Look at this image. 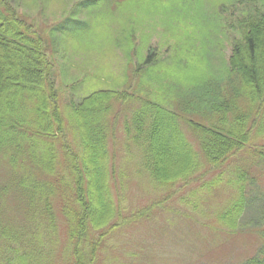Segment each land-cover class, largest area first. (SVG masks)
<instances>
[{
	"label": "trees",
	"instance_id": "obj_1",
	"mask_svg": "<svg viewBox=\"0 0 264 264\" xmlns=\"http://www.w3.org/2000/svg\"><path fill=\"white\" fill-rule=\"evenodd\" d=\"M30 1L34 8L38 3L46 8L55 1L62 4V0ZM194 1L126 0L125 4L128 10L145 8L141 16L148 9L151 15L161 10L175 15L176 7ZM109 2L77 0L66 21L51 31V37L43 38L10 0H0V167L9 172L7 178L0 175V264H52L58 256L67 264L98 263L102 242L123 222L120 201H115L123 196L119 188L114 193L121 183L116 136L123 120L120 112L135 102L139 106L123 121L128 160L134 163L129 154L137 149L139 168L166 192L202 183L212 171L219 172L202 187L210 191L228 182L238 191V198L217 215L219 228L229 236L236 234L245 213L243 174L234 182L224 181L222 172L234 155L255 141H262L259 155L264 158V10L257 7L240 21V39L233 44L226 76L231 84L238 82L239 89L222 99L211 93L209 84L200 86L206 77L196 67L190 44L183 46L185 58L172 56V66L168 63L161 70L164 66L151 47L142 59L147 40L136 42L139 31L134 25L106 30ZM83 12H87L84 20ZM194 39L187 37L191 43ZM50 42L64 50L83 47L87 53L100 54L87 57L89 64L85 58L88 66L96 65L92 72L64 75L74 85L71 100L54 81L55 65L49 55L56 56L58 49H52ZM135 53L137 65L130 62ZM176 65L192 70L187 84L206 90L201 100L214 98L206 106L216 123L194 121L167 106L161 93L173 95L175 89L168 84L171 78L179 80L170 74L159 81L155 75L174 72ZM184 124L196 141L187 136ZM23 204L30 206L31 215L20 224ZM260 219L264 240V211ZM241 264H264V243Z\"/></svg>",
	"mask_w": 264,
	"mask_h": 264
},
{
	"label": "rangeland",
	"instance_id": "obj_2",
	"mask_svg": "<svg viewBox=\"0 0 264 264\" xmlns=\"http://www.w3.org/2000/svg\"><path fill=\"white\" fill-rule=\"evenodd\" d=\"M125 1L110 0L107 4L109 10L106 12V30L134 25L133 29L137 28L139 31L136 42L140 45L143 40H147L142 45V59L151 47V53L157 55L162 62L161 66L168 63L172 66V56L186 57L183 46L187 43L196 53V67H200L206 77L204 83L193 85L200 84L204 87L207 83L211 93L222 99L229 98L235 89H239L238 82L231 84L229 78H226L228 61L235 40L240 39V21L253 10L257 11V7L264 10V0H195L192 5L189 4L191 6L182 5L183 8L179 9L176 7L175 15L165 10L151 15L148 9L142 16L145 8L137 6L128 10ZM10 2L13 9L46 38L51 37V31L58 24L66 21L77 0H62V4L55 1L49 8L44 3H38L36 8L30 7V0ZM80 18L86 19L87 12L81 13ZM136 20H140L141 24L136 23ZM187 37H195L194 42L188 41ZM50 47L58 49H55L56 56L49 55L50 61L55 65L54 81L62 94L70 98L74 85L68 83L71 78L65 81V76H77L85 72L83 70L92 72L96 65L88 66L87 62L89 64L90 60L87 57L96 56L97 51L90 50L87 53L83 47H78L80 50H64L59 44L52 43ZM132 57L130 62L137 65L139 55L135 53ZM120 66L123 64L120 63ZM174 67V72L165 71L155 75L159 81L170 74L169 77H177L179 80L170 79L168 85L174 87L173 95L161 93L167 106L194 121L209 124L213 120L212 123H216L213 112L206 106L214 98L204 97L201 100L206 90L199 87L195 89L187 84L191 80L192 70L180 65ZM161 70H166L165 66ZM137 80V77L131 78L133 85H137ZM133 104L129 109L125 107L120 112L119 119L123 120L116 136L117 170H121L118 174L121 183L117 182L114 193L119 188V193L123 196V199H115L116 202L120 201L123 222L119 229L102 242L97 264H241L256 249L263 248L264 240L260 234L263 224L260 215L264 211V158L259 155L262 141L253 142L234 155L229 161L228 169L222 172L224 181L237 182L236 177L239 174H243L245 180L246 210L236 234L229 236L219 228L217 215L222 212L227 202L238 198V191L233 185L228 186V182H223L210 191L202 187L206 180H211L219 172L212 171L202 183L191 182L185 188L179 185L166 192L155 186L139 168L140 157L137 149L129 154L134 163L128 160V142L123 121L126 114L139 106V103ZM243 105L244 108L249 107L247 99H243ZM183 130L191 141H196L185 124ZM0 175L5 178L9 176L5 166L0 167ZM30 215L28 204L20 206V224H24V216L30 218ZM65 236L63 232L62 246L66 242ZM60 263L67 264L62 256L55 258L52 264Z\"/></svg>",
	"mask_w": 264,
	"mask_h": 264
}]
</instances>
